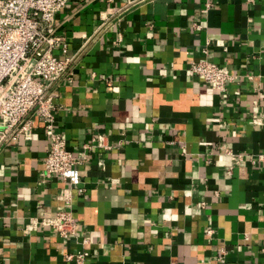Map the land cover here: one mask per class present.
<instances>
[{"label": "crops", "instance_id": "1", "mask_svg": "<svg viewBox=\"0 0 264 264\" xmlns=\"http://www.w3.org/2000/svg\"><path fill=\"white\" fill-rule=\"evenodd\" d=\"M131 1L55 14L74 60L55 128L74 156L97 135L112 147L76 166L71 238L27 228L68 187L44 175L38 117L0 149V264H75L80 249L86 264H264V0ZM204 57L238 80L220 93L193 76Z\"/></svg>", "mask_w": 264, "mask_h": 264}, {"label": "built area", "instance_id": "2", "mask_svg": "<svg viewBox=\"0 0 264 264\" xmlns=\"http://www.w3.org/2000/svg\"><path fill=\"white\" fill-rule=\"evenodd\" d=\"M68 1L0 0V149L12 139L31 136L32 116L38 117L49 138L44 175L57 174L68 182V187L57 195L62 208L53 216L31 219L27 228L38 224L51 227L63 238L76 235L71 192V186L79 182L76 166L83 163L89 150L112 147L103 135H97L74 156L55 128L57 89L63 82L72 81L73 74V57L66 55L67 38L56 34L55 23V14ZM189 71L220 93L228 83L238 80L226 66L205 57L189 61ZM258 90L264 106V85H259ZM256 121L264 124V112ZM86 257L83 249L64 254L65 260L75 264H86Z\"/></svg>", "mask_w": 264, "mask_h": 264}]
</instances>
